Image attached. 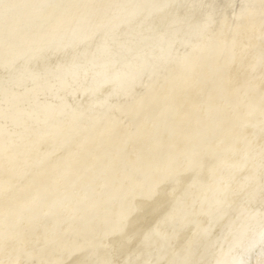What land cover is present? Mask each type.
I'll return each instance as SVG.
<instances>
[{
  "label": "bare ground",
  "instance_id": "bare-ground-1",
  "mask_svg": "<svg viewBox=\"0 0 264 264\" xmlns=\"http://www.w3.org/2000/svg\"><path fill=\"white\" fill-rule=\"evenodd\" d=\"M0 264H264V0H0Z\"/></svg>",
  "mask_w": 264,
  "mask_h": 264
}]
</instances>
